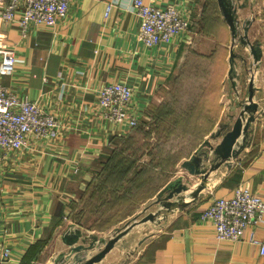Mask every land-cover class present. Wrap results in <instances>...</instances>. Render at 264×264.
Wrapping results in <instances>:
<instances>
[{
	"label": "crops",
	"instance_id": "crops-1",
	"mask_svg": "<svg viewBox=\"0 0 264 264\" xmlns=\"http://www.w3.org/2000/svg\"><path fill=\"white\" fill-rule=\"evenodd\" d=\"M147 1L160 6L185 3L192 30L201 12L206 14L207 28L219 25L226 32L229 29L218 0ZM106 2L113 6L104 17ZM238 5L242 13L254 18L251 28L257 26V20L264 21V0H239ZM130 9L128 0H72L65 20L53 29L37 28L26 38L20 37L15 24H3L2 30L14 45L17 60L12 72L0 78L1 83L52 112L60 128L56 137L33 140L0 161V264L58 262L62 251L69 247L65 236L74 227L71 215L76 210L87 211L84 206L89 189L101 187L104 196H114L105 203H123L119 201L125 194L111 187L131 179L128 175L134 171V180L129 182L132 186L122 187L124 192L134 187L135 179L134 189L140 185L142 189V184L151 180L149 172L157 169V164L149 160L154 154L155 132H168L171 139L180 141L183 125L185 133L189 128L196 133L200 130L197 135L202 141L222 119L221 113L212 119H201L211 105L220 109L217 98L203 104L204 111L199 113L184 112L179 101L170 106L169 101L162 100L174 89L172 80L186 42L191 38L209 45L223 41L211 36L198 38L197 32L192 31L186 41L180 37L169 44L144 48L136 38L138 18ZM255 78L254 100L258 108L246 146L232 159L230 167L220 165L213 170L198 196L191 201L185 199L187 205L173 212L165 228L149 237L128 264H264L258 246L248 240L251 228L238 241L218 239L211 221L200 219L214 199L230 195L240 183H247L253 193L264 196V48ZM108 81L134 88L136 126L129 127L102 115L96 90ZM202 89L196 91L200 93ZM205 125H209L206 130L197 128ZM177 144L176 147L180 142ZM192 152L175 157L169 152V172L173 173L164 184L183 174L178 168ZM120 162H125L127 168L121 182L114 177V173H120L114 168ZM188 178L193 179L192 188L200 182L199 176L190 174ZM164 184L152 186L154 192L144 195V200L155 196ZM137 207L127 215L137 212ZM110 209L97 205L88 213ZM80 228L76 225L73 230L90 240L96 237L93 229ZM255 231V237L262 240L264 224ZM6 248L9 254L4 258Z\"/></svg>",
	"mask_w": 264,
	"mask_h": 264
},
{
	"label": "rangeland",
	"instance_id": "rangeland-1",
	"mask_svg": "<svg viewBox=\"0 0 264 264\" xmlns=\"http://www.w3.org/2000/svg\"><path fill=\"white\" fill-rule=\"evenodd\" d=\"M204 8L205 6L202 7V10ZM234 8H236L234 13L236 23L234 32L231 31L230 27L226 32V29L220 28L219 25L216 26L215 22H210V24L216 26L215 28H207L204 22L206 14L201 12L202 15H200L197 25L194 27L195 29L192 30L190 27L187 34L191 36L192 31H196L197 34L195 36L198 38L211 36V38H217L218 41H223V44H204L190 37L191 40L186 42L182 54L178 57L177 71L172 80L174 83L171 85L174 89L171 88L170 92L162 100V102L169 101L170 106L172 103L179 101V104L183 105L184 112L189 110L190 112L199 113L204 111L203 104L216 101L217 98L218 102L220 101V109L218 110V108L211 105L213 107L210 106V109L206 110V114L202 115L201 119H212L220 113L222 114V119L216 126L211 127L207 137L202 141L198 138L200 135H197L200 130L196 133V130L189 128L185 133L183 125L181 126L182 138L180 141H177L176 138L174 140L171 139L172 137L168 132H155L157 134H155L153 139L154 154L149 159L150 162H154L153 164H157V169L149 172L152 181L150 180L148 183L142 184V189L140 185L138 186L139 189L131 188L132 192L126 193L121 186L130 185L129 182L135 175V171L133 174L128 175V178L131 179H127L117 186L111 187V189H118L119 193L126 196L119 201L123 203L116 204L115 206L105 203L107 200H113L114 196H109V193L108 197L104 196V193L101 192V187L97 190L89 189L86 195L88 202L84 206L87 211L82 213L80 210L78 212L76 210L71 217L74 218V227L77 225L78 228L81 227L80 229L84 231L85 229L96 231L93 246L82 248L76 253L71 250L72 246L69 245V247H65L62 251V256L58 262L50 261L48 264H84V260L100 252L106 243L113 238H116L114 244L96 264H128L139 253L142 245L149 237L160 232L163 227L165 228L170 215L180 210V208L173 206V211L165 213L167 207L162 205V201L165 200V193L158 202L154 201L156 195L144 200L146 198L144 195L154 192L152 186L156 187L164 184L172 175L173 172H169L170 159L172 158V156L168 157L169 152H172L174 157L179 153H190L199 143L195 150L207 152L210 145H214V142L220 140V137L214 134L217 131H221L222 133L229 129L236 117L239 116L241 110H243L250 79L254 86L256 83L255 76L257 68L260 65V57L259 59L254 58L251 47L256 46L260 51L264 48V21L257 20V26L251 28L254 18L251 16L247 17L245 13H242V9L237 4L234 5ZM181 38H184L185 41L188 40L187 36H181ZM201 88H203L202 91L198 93ZM196 90L199 91L197 92ZM194 92H196V95ZM208 126L196 127L201 130L205 128L206 130ZM184 136H186L185 139ZM177 142H180L178 147H176L178 145ZM178 169H181L183 172L180 175L182 181L192 188L193 179L188 178L190 173L182 166ZM101 183L102 181L100 180L99 184ZM136 184L137 180L135 179L133 186L136 187ZM138 191L139 193L136 194ZM185 193H190V191L187 190ZM175 199H177V196L174 195L169 200ZM136 203L138 207L134 206ZM97 205L98 207L103 205L105 208L111 209L99 213L96 211V214L88 213V209L95 208ZM78 207L80 209L82 206ZM134 207H137L138 211L132 215H127L128 211ZM151 212L160 213L152 220L140 221L141 218ZM74 227H70L69 231L74 232ZM83 238L85 242H82ZM89 241V237H83L80 234L79 243L87 246Z\"/></svg>",
	"mask_w": 264,
	"mask_h": 264
},
{
	"label": "built area",
	"instance_id": "built-area-1",
	"mask_svg": "<svg viewBox=\"0 0 264 264\" xmlns=\"http://www.w3.org/2000/svg\"><path fill=\"white\" fill-rule=\"evenodd\" d=\"M130 10L138 18L136 38L144 48L169 44L181 36L190 37L193 25L186 6L180 1L160 6L147 0H128ZM72 0H0V78L10 74L16 63L14 45L7 41L2 30L4 23L15 24L21 38L37 28H55L68 16ZM106 2L104 16L112 10ZM134 88L126 83L108 81L96 90V102L102 115L110 120L124 122L129 127L138 124L133 106ZM59 121L53 113L42 110L36 101L21 96L14 88L0 81V161L13 152L28 146L29 142L56 137ZM209 220L218 239L238 241L251 228L248 240L258 246L264 255V238L255 237L256 228L264 224V196L253 193L247 183H240L230 195L219 196L200 214ZM9 249L2 255L7 257Z\"/></svg>",
	"mask_w": 264,
	"mask_h": 264
},
{
	"label": "water",
	"instance_id": "water-1",
	"mask_svg": "<svg viewBox=\"0 0 264 264\" xmlns=\"http://www.w3.org/2000/svg\"><path fill=\"white\" fill-rule=\"evenodd\" d=\"M238 2L239 0H218L222 15L232 32H234V27L236 24L234 20L236 8H234V5H238ZM251 50L254 58L259 59L261 56V51L259 48L252 46ZM254 90V85L250 79L248 83L246 102L243 105V110H241L239 116L236 117L229 129L222 133L221 131H217L214 134L220 137L219 142L215 145H210L207 152L195 150L188 159L182 162L181 166L185 168L190 174L198 175L200 177V182L197 183L194 188H191L188 184L182 181L181 177H178L177 179L165 184L157 192L156 199L154 200L155 202L161 200V196L164 193L166 194L165 200L162 201V205L167 207L165 213L173 211V206L180 209L186 206L187 202L185 199L191 201L196 198L199 191L205 185V181H207L209 174L213 170H216L220 165L230 167L232 159L237 157L246 146L249 127L258 108V103L254 100ZM187 190L190 191V193H185ZM174 195L177 196V199L169 200ZM159 213L157 212V214ZM157 214L152 212L148 213L145 217L141 218L140 221H145L147 219L152 220ZM79 240V230H75L71 234L65 236V242L72 246L71 250L76 253H78V251H80L82 248L92 247L94 243V238L88 242L87 246H85L83 243H79ZM115 240L116 238L109 240L100 252L93 254L84 260V264H96V262H98L112 247ZM82 242H85L84 238Z\"/></svg>",
	"mask_w": 264,
	"mask_h": 264
},
{
	"label": "trees",
	"instance_id": "trees-1",
	"mask_svg": "<svg viewBox=\"0 0 264 264\" xmlns=\"http://www.w3.org/2000/svg\"><path fill=\"white\" fill-rule=\"evenodd\" d=\"M120 164V165H119ZM119 164H116L115 165V170H116V172H120V173H118V174H115L114 173V177L117 179V181H122L123 180V176L124 175H126V172L125 171H127V168H126V165H125V162H120ZM118 175H121V177L120 176H118ZM134 179H131L130 181H133ZM120 181V182H121ZM121 187H124V186H121ZM129 189H126V193L127 192H132V190H131V187H128ZM133 188H135V187H133ZM103 190H105V189H103Z\"/></svg>",
	"mask_w": 264,
	"mask_h": 264
}]
</instances>
